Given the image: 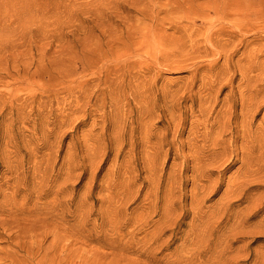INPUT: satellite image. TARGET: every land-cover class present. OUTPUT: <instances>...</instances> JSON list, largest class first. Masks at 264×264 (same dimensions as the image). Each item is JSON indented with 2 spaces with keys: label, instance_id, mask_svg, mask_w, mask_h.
Instances as JSON below:
<instances>
[{
  "label": "rangeland",
  "instance_id": "obj_1",
  "mask_svg": "<svg viewBox=\"0 0 264 264\" xmlns=\"http://www.w3.org/2000/svg\"><path fill=\"white\" fill-rule=\"evenodd\" d=\"M0 264H264V0H0Z\"/></svg>",
  "mask_w": 264,
  "mask_h": 264
}]
</instances>
